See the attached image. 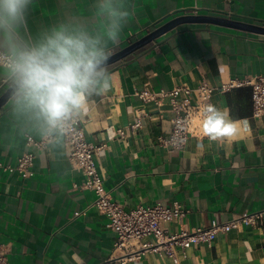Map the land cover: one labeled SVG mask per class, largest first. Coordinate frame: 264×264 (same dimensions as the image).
Instances as JSON below:
<instances>
[{
	"label": "crops",
	"instance_id": "0c3cea01",
	"mask_svg": "<svg viewBox=\"0 0 264 264\" xmlns=\"http://www.w3.org/2000/svg\"><path fill=\"white\" fill-rule=\"evenodd\" d=\"M87 2L71 0L68 10L84 9ZM62 3L35 0L29 27L33 22H56L65 11ZM134 4L136 15L119 50L183 15L264 27V0H134ZM112 65V88L94 98L82 126L87 141L106 144L96 164L115 201L126 209L179 201L189 209L183 221L189 230L205 227L211 219L222 221L264 209V114L252 116L248 87L216 92L212 98L213 105L231 119L247 122L239 135L223 142L192 136L182 149L158 143V137L170 130L172 113L167 103H143L135 94L144 85L154 90L178 84L194 87L204 77L219 86L234 77L264 74V33L214 22H182ZM141 107L150 117L125 140L116 138L114 129L126 128ZM25 139L1 106L0 162L14 163L27 149L35 154L31 177L0 170V244L7 250L9 264H97L104 260L115 234L106 216L89 207L92 192L72 188L83 176L68 160L65 144L55 151L49 145L28 148ZM198 142L204 144L203 150L197 149ZM261 222L259 228L218 234L211 246L192 245L184 256L178 253L180 264H264V212ZM176 228L175 223L168 225L171 232ZM128 264L173 263L151 251Z\"/></svg>",
	"mask_w": 264,
	"mask_h": 264
},
{
	"label": "clouds",
	"instance_id": "9594fccd",
	"mask_svg": "<svg viewBox=\"0 0 264 264\" xmlns=\"http://www.w3.org/2000/svg\"><path fill=\"white\" fill-rule=\"evenodd\" d=\"M70 2L63 0L56 22L29 27L35 0H0V106L21 135L54 151L90 116L94 98L111 90L112 58L136 15L134 0H88L84 9L68 10ZM200 127L210 141L223 142L247 122L209 104ZM185 143L174 138L173 146Z\"/></svg>",
	"mask_w": 264,
	"mask_h": 264
},
{
	"label": "built area",
	"instance_id": "2783aa9c",
	"mask_svg": "<svg viewBox=\"0 0 264 264\" xmlns=\"http://www.w3.org/2000/svg\"><path fill=\"white\" fill-rule=\"evenodd\" d=\"M238 87L250 89L252 116L263 115L264 74L234 77L219 86L211 84L204 77L194 87L178 84L170 89L154 90L144 85L136 90L135 94L143 103L154 105L167 103L172 113L170 130L166 136L158 137V143L169 149H182L186 143L173 146L174 138L179 140L184 137L188 140L192 136H204L200 127L204 107L213 105L212 98L216 92H225ZM135 114L134 121L126 128L114 129L116 138L125 140L128 133H135L141 127L142 120L151 115L144 107L138 108ZM82 123L73 129L65 142L68 160L79 168L83 176L80 183H72V188L92 192L93 199L89 207L106 216L107 226L115 234L110 254L97 264H128L138 261L145 253L151 251L166 255L173 264H180L178 253L184 256L192 245L211 246L218 234L243 227L261 226L264 209L239 214L222 221L211 219L207 226L189 230L183 226L189 209L179 201L175 200L170 205L155 203L124 208L105 189L98 172L96 157L106 144L87 141ZM25 145L37 149L47 146L31 135H26ZM34 159V152L27 149L16 157L14 163L0 162V170L24 178L31 177ZM170 223L177 225L173 232L168 229ZM0 264H9L7 250L2 244H0Z\"/></svg>",
	"mask_w": 264,
	"mask_h": 264
},
{
	"label": "water",
	"instance_id": "95a60500",
	"mask_svg": "<svg viewBox=\"0 0 264 264\" xmlns=\"http://www.w3.org/2000/svg\"><path fill=\"white\" fill-rule=\"evenodd\" d=\"M214 22V23H220L224 25H229L232 27L240 28V29H245V30H250V31H255V32H260L264 33V27H259L251 24H246L242 22H237L233 20H227V19H222V18H217V17H211V16H202V15H183L179 16L176 18H173L160 27L149 31L146 35L142 36L138 40L130 43L126 47L120 49L115 56L112 58V63L116 62L117 60L125 57L129 53L135 51L136 49L140 48L141 46L145 45L146 43L152 41L153 39L157 38L158 36L162 35L166 31L170 30L174 26H176L179 23L182 22ZM1 107V106H0Z\"/></svg>",
	"mask_w": 264,
	"mask_h": 264
}]
</instances>
